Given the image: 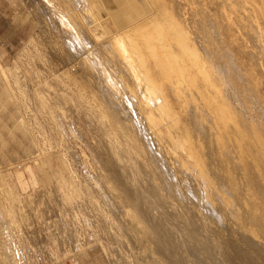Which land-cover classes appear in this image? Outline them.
<instances>
[{"label": "bare ground", "instance_id": "1", "mask_svg": "<svg viewBox=\"0 0 264 264\" xmlns=\"http://www.w3.org/2000/svg\"><path fill=\"white\" fill-rule=\"evenodd\" d=\"M56 1L54 8L63 16L65 31L79 47L70 46L82 52L78 64L94 78L89 83L87 75L91 99L105 104L106 109L122 110L123 117L112 126L122 150L128 152L124 154L137 159L136 166L129 169L131 175H124L118 168L120 152L112 154L115 160L111 149L105 152L102 148L99 160L112 184L108 186L104 179V189L107 186L110 197L106 199L115 206L114 211L125 214L134 230L139 223L142 235L152 237L153 232L141 225L148 211L146 203L137 201V186L130 188L125 182L126 176L127 183L128 178L140 175L146 183L147 177L153 206L160 205L159 198L164 199L169 191L172 197L181 198L185 210L193 211L203 225H210L220 252L233 259L234 248L228 246L233 239L237 246L244 245L237 250L245 246L250 250L249 261L264 264V96L256 78L257 68H264V1L244 0L249 9L236 0H214L225 8V14L227 7L238 10L235 18L222 22L209 9L211 2L189 0L195 5V18H181L174 10L177 0H150L155 7L152 15L145 17L142 12L145 18L140 21L137 13H127L124 21L116 17L118 28L111 34L103 27L102 20L111 16L102 0ZM232 28L241 48L236 49L234 39L228 38ZM91 35L94 39L88 41ZM238 53L246 54L245 61ZM150 159L160 184L146 176ZM220 228L225 229L227 238L217 234ZM198 244L200 255L210 261L215 255L213 247L201 237Z\"/></svg>", "mask_w": 264, "mask_h": 264}, {"label": "rangeland", "instance_id": "2", "mask_svg": "<svg viewBox=\"0 0 264 264\" xmlns=\"http://www.w3.org/2000/svg\"><path fill=\"white\" fill-rule=\"evenodd\" d=\"M138 1L144 6L138 5ZM196 1L211 2L209 9L222 22L238 14V10L229 7L225 14V8L214 0ZM56 2L0 0V264H159V261L162 264H255L248 259L250 250L246 246L237 250L239 244L233 239L228 246L230 250L234 248L231 251L234 258L220 252L214 245L210 225H203L193 211L185 210L184 201L178 196L172 197L165 191L164 199L159 198L160 205L153 206L148 197L150 181L145 176L146 183L149 181L147 185L141 175L136 177L139 186L136 178H128L129 184L127 176L124 178L128 186H137V190L134 189L135 195L140 196L137 201L146 203L144 206L149 212L145 210L147 214L143 215L145 220L141 225L145 224V228L153 232L152 237L143 233L144 238L139 223L134 230L125 214L114 211L115 206L108 201L106 184L104 189V183L110 181L105 178L99 160L102 148L105 152L111 149L109 152L115 160L120 152L118 168L124 175H131L129 169L136 166L134 160L137 159L135 156L131 160L130 154H124L128 152L122 150L123 144L119 143L113 127V122L123 117L122 110H109V106L106 109L105 104L91 99V88L86 84L93 77L78 64L82 52L70 46L79 47L65 31L63 16L54 8ZM102 2L111 16L102 18L108 34L118 28L116 17L124 21L127 13H137L141 16L136 15L137 21H140L152 15L155 9L150 0ZM177 2L179 5L174 10L181 18H195L192 1ZM236 2L245 5L244 0ZM146 5L148 7L144 8ZM245 6L251 7L249 3ZM228 38L231 42L234 39L236 49L241 48L237 46L239 40L233 28ZM93 39L91 35L88 41ZM238 54L245 61L246 54ZM257 70L259 91L264 96V68ZM78 73L84 79L89 76V80L84 81ZM112 113L115 118L120 117L114 119ZM131 155L133 158L132 152ZM129 160L133 164L130 165ZM147 164L150 165H147L146 176L160 184L154 162L150 159ZM175 197L177 200L173 199ZM130 207L128 205L132 210ZM223 232L226 233L225 229L220 228L217 234L227 238ZM194 235L213 247L215 255L210 261L204 254L200 255ZM221 249L224 250L223 242Z\"/></svg>", "mask_w": 264, "mask_h": 264}]
</instances>
